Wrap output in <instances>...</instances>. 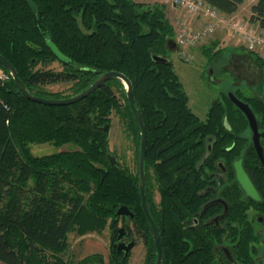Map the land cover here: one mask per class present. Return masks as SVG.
<instances>
[{
  "label": "trees",
  "instance_id": "obj_1",
  "mask_svg": "<svg viewBox=\"0 0 264 264\" xmlns=\"http://www.w3.org/2000/svg\"><path fill=\"white\" fill-rule=\"evenodd\" d=\"M34 1L37 14L26 0H0V53L37 96L62 98L44 94L43 87L66 82L80 93L108 71L131 80L147 129V195L162 240L163 264H264L262 233L249 212L253 207L264 213V165L249 135V121L225 92L212 103L206 119L191 109L167 55L175 30L166 5L135 0ZM206 1L229 14L245 2ZM250 21L264 29V0L252 4ZM50 36L70 58L61 61L62 70L46 67L60 61L47 44ZM214 51L217 55L221 49ZM253 54L264 67L263 59ZM155 55L168 60H156ZM0 69V261L67 264L55 255L63 251L73 229L102 228L108 219L116 229L120 218H126L116 212L127 205L134 212L133 230L148 248L149 264H155L157 249L142 208L139 171L133 174L122 164L111 163L104 129L117 110L134 132L140 156L141 129L124 82L113 77L78 102L49 105L26 97L1 61ZM243 100L264 130V98ZM33 141L71 148L38 156L31 151ZM239 159L252 175L261 201L248 197L237 180L234 162ZM218 162L227 168L219 180L212 177ZM211 185L227 202V211L221 204L205 209L217 196ZM154 186L160 194L158 204L150 191ZM219 212L224 213L219 224L209 222ZM129 255L114 245L108 264H130ZM84 264L106 262L96 254Z\"/></svg>",
  "mask_w": 264,
  "mask_h": 264
},
{
  "label": "rangeland",
  "instance_id": "obj_2",
  "mask_svg": "<svg viewBox=\"0 0 264 264\" xmlns=\"http://www.w3.org/2000/svg\"><path fill=\"white\" fill-rule=\"evenodd\" d=\"M146 4L163 3L167 8V15L173 24L174 19L179 16L189 17L183 11L182 15L177 14V10L171 9L172 6L164 0H135ZM240 20L248 22L250 20V8H241ZM197 19L194 22L197 23ZM198 24V23H197ZM200 24V23H199ZM224 32V37H234L233 33L228 30ZM226 34V35H225ZM230 34V35H229ZM215 35V34H214ZM213 36H210L206 43L199 44L191 48V59L186 61L180 57L178 49H170L167 53L168 57L173 61L175 71L183 82L184 88L187 91L191 109L202 119H206L208 110L212 103L221 99L223 93L238 92L241 99L258 95L264 98V72L262 76L261 69H264L256 59L253 61L245 56H235L231 58L233 49L231 47H223L222 52L218 56L214 54L216 47H211L209 44ZM238 39V38H237ZM239 40V39H238ZM231 45L235 47V51L245 53L242 41L240 45L233 40ZM228 44V45H230ZM224 45H227L225 43ZM207 49V50H205ZM249 52V51H248ZM263 59V58H261ZM264 61V59H263ZM42 66V65H39ZM47 68L62 70L64 68L61 61L55 60L49 63ZM261 68V69H260ZM0 72H3L0 69ZM6 78V77H5ZM125 84V83H124ZM125 88L126 84H125ZM44 94L58 96L62 98L72 97L75 90L72 82L49 84L43 87ZM125 102V100H123ZM111 122L109 125L108 136L110 150L114 154L119 163L133 174L139 171V157L137 154V144L134 132L124 123L122 117L117 110H113L111 114ZM252 131L249 132L251 136ZM31 151L38 156L47 155L67 150L71 148L69 145H64L62 148L56 147L51 142L33 141L30 143ZM152 198L156 204L160 201V194L156 186L151 187ZM256 219L255 225L261 237V258L264 262V222L257 221V217L264 216L255 208L249 210ZM127 225L129 227H127ZM126 227L130 230L131 236L136 241V245L132 248L129 255L130 264H149V252L145 242L137 236L134 229L132 217H121L116 229L111 226V219H108L102 228H88L81 231L79 228L73 229L69 236L63 251L56 253L55 257H62L67 264H80L81 261L87 262L93 255L100 254L103 256L106 264H108L112 248L117 249V236L120 228ZM84 262V263H85ZM82 262V264H84ZM0 264H5L0 261ZM58 264H62L58 261Z\"/></svg>",
  "mask_w": 264,
  "mask_h": 264
},
{
  "label": "water",
  "instance_id": "obj_3",
  "mask_svg": "<svg viewBox=\"0 0 264 264\" xmlns=\"http://www.w3.org/2000/svg\"><path fill=\"white\" fill-rule=\"evenodd\" d=\"M26 2L29 4L30 8L32 9L34 14L38 13V5L34 0H26ZM48 46L51 48L53 53L58 57V59L62 62H68L70 61V58L66 56L56 45V43L51 39V36L47 40ZM168 46L170 49H177V43L174 39H170L168 41ZM154 59L156 60H168L167 57L155 55ZM0 61L7 67V69L12 74L17 86L20 88V90L25 94L26 97L29 99L43 103V104H49V105H69L75 102H78L87 96H89L91 93H93L95 90L100 88L104 83H106L108 80L112 79L113 77L121 79L126 84V93L127 98L129 101V104L131 108L134 111L135 117L138 121V124L141 129V145H140V156H139V175H140V191H141V199H142V208L144 210V213L152 227L153 235L155 239V245L157 249V259L155 264H163V246H162V240L158 231V227L156 224V221L151 213L149 202H148V195H147V173L145 168V162H146V156H147V129L145 126L143 115L140 111V109L136 105V100L134 96L133 91V84L131 80L124 74L118 71H108L100 75L96 81L90 85L87 89L83 90L77 95H74L72 97L67 98H50V97H42L37 96L33 93H31L26 86L23 84L18 71L16 67L0 53ZM231 101L246 115L249 125L252 131V141L254 144V147L256 149V152L258 156L261 159L262 164L264 165V145L262 143V140H264V130L261 131L259 128V123L257 116L252 109L251 105L246 102L245 100L239 98L234 92L228 93ZM105 131L109 130V124H106L104 127ZM109 158L111 160V163L114 165H119V160L117 157L113 154H109ZM222 169L224 170L225 167L223 163H220ZM235 171L237 180L239 181L240 185L246 192V195L248 197H251L252 199L256 201H261V195L254 184L253 180L251 179L250 175L246 171L243 160L239 159L235 161L234 163ZM220 201H223V199H219ZM214 202V201H213ZM207 207V205H206ZM205 207V208H206ZM117 216L124 215L126 217H133L134 212L130 209L127 205H122L119 207V209L116 212ZM127 234L126 227L120 228L118 230V236H117V242H119L117 245V250L119 252H124L126 255L130 253L132 248L135 246V241H131L129 243H126L125 241H121Z\"/></svg>",
  "mask_w": 264,
  "mask_h": 264
},
{
  "label": "built area",
  "instance_id": "obj_4",
  "mask_svg": "<svg viewBox=\"0 0 264 264\" xmlns=\"http://www.w3.org/2000/svg\"><path fill=\"white\" fill-rule=\"evenodd\" d=\"M172 8L185 11L189 17L174 19L175 41L180 57L191 59V48L205 43L210 36L219 31L228 30L234 34L246 48L264 59V29L256 27L238 17L223 12L206 0H164ZM256 2L257 0H250ZM202 19L196 24L194 19ZM8 77L7 75L5 76Z\"/></svg>",
  "mask_w": 264,
  "mask_h": 264
},
{
  "label": "crops",
  "instance_id": "obj_5",
  "mask_svg": "<svg viewBox=\"0 0 264 264\" xmlns=\"http://www.w3.org/2000/svg\"><path fill=\"white\" fill-rule=\"evenodd\" d=\"M254 2H252V1H250V0H245V2L243 3V4H241V6L239 7V9L237 10V11H235L234 13H231V15L232 16H235V17H238V18H240V15H241V8H250V14H251V6H252V4H253ZM171 9H173V8H171ZM182 10H180V11H178L177 10V14H178V16L179 15H182ZM197 23L199 24V23H202V19L201 18H198L197 20ZM248 22L251 24V25H253V26H256V27H258L259 26V24H257V23H253V22H251L250 20H248ZM196 23V24H197ZM224 32H222V31H219V32H217L215 35H214V37H212V39L210 40V42H209V44L208 45H210L211 47H216L215 49L216 50H218V49H221V50H223V47H231L232 49H233V53L231 54V58H232V56L233 55H235V56H245V55H247L250 59H251V61H253V58L255 57V55L253 54V53H251V52H248L247 50H245V53H239V52H236L234 49H235V47L234 46H232L230 43V41L231 40H233L234 42H236V43H240L239 41L240 40H238L237 38H234V37H230L229 36V38L228 37H224ZM226 35V34H225ZM230 35V34H229ZM206 43V42H205ZM225 43H227V45H224ZM228 44H230V45H228ZM240 45V44H239ZM243 45V44H242ZM243 48L245 49V47L243 46ZM206 50V49H205ZM222 51H220V53H221ZM220 53H218L217 54V56L220 54ZM261 69V68H260ZM261 71H262V76H263V72H264V69H261Z\"/></svg>",
  "mask_w": 264,
  "mask_h": 264
},
{
  "label": "flooded vegetation",
  "instance_id": "obj_6",
  "mask_svg": "<svg viewBox=\"0 0 264 264\" xmlns=\"http://www.w3.org/2000/svg\"><path fill=\"white\" fill-rule=\"evenodd\" d=\"M261 131H263L262 129H260ZM251 139H252V134H251ZM237 161V160H236ZM220 163H223V162H218V170L216 171V172H214L213 174H212V177L213 178H215V179H217V180H219V179H222V178H224L225 176H226V173H227V168H226V166H225V164L223 163V165H224V167H225V169L223 170L222 169V167H221V165H220ZM235 163V162H234ZM235 167V166H234ZM246 169V168H245ZM247 172H248V170H246ZM235 174H236V171H235ZM248 174L250 175V177H251V179L253 180V177H252V175L248 172ZM237 177V176H236ZM253 182H254V180H253ZM255 184V183H254ZM209 188H211L212 189V192H213V194H216L217 196H214V197H212V198H210L209 199V201L207 202V204H205V206L204 207H206V205L207 206H210V205H213V204H221V205H223V208H224V211H227L228 210V204H227V202L223 199V198H221L220 196H218V193H216V190L215 189H213V187H212V185L209 187ZM259 191V190H258ZM260 193V192H259ZM251 198V197H250ZM262 198V197H261ZM219 199H223V201H220ZM252 199V198H251ZM254 200V199H253ZM262 200V199H261ZM214 201V202H213ZM256 201V200H255ZM253 208V207H252ZM206 209V208H205ZM251 209V208H250ZM256 211H258V210H256ZM260 212V211H259ZM260 213H262V212H260ZM224 213L223 212H219V213H217L216 215H214L213 217H211V218H209V222H216L217 224H219V222H220V220H221V217H222V215H223ZM263 215H264V213H262ZM250 218L251 219H253L254 221H256V219L254 218V216H253V214H251L250 213ZM257 221L258 222H260V223H262V222H264V216H260V217H257ZM127 227H129L128 225H127ZM259 231V230H258ZM121 241H125L126 243H129V242H131V241H135L134 240V238H133V236H131V232H130V230H128L127 229V234H126V236L121 240ZM119 242H117V244H118ZM135 245H136V241H135ZM228 254H230L229 253V250H225ZM122 253H124V252H122ZM130 253H131V251H130ZM129 253V254H130ZM128 254V255H129Z\"/></svg>",
  "mask_w": 264,
  "mask_h": 264
}]
</instances>
